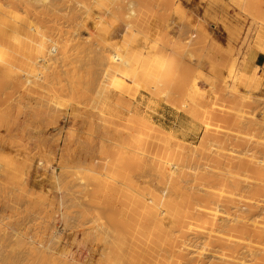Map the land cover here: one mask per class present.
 <instances>
[{
	"label": "rangeland",
	"instance_id": "obj_1",
	"mask_svg": "<svg viewBox=\"0 0 264 264\" xmlns=\"http://www.w3.org/2000/svg\"><path fill=\"white\" fill-rule=\"evenodd\" d=\"M27 1L0 0V264H264L261 216L228 234L264 209V0Z\"/></svg>",
	"mask_w": 264,
	"mask_h": 264
},
{
	"label": "bare ground",
	"instance_id": "obj_2",
	"mask_svg": "<svg viewBox=\"0 0 264 264\" xmlns=\"http://www.w3.org/2000/svg\"><path fill=\"white\" fill-rule=\"evenodd\" d=\"M30 1H31V0H29V1H27V2H30ZM32 2H33V1H32ZM32 2H31V3H32ZM34 2H35V1H34ZM34 2H33V4L36 3V2H35V3H34ZM41 2L43 3L44 1H43V0H42V1L39 0V1L37 2V4H38V3H41ZM16 4H17V3H16ZM21 4H22V3H21ZM29 4H30V3H29ZM29 4H28V6H29ZM132 4H133V3H129V4H128L129 6H128L127 9H130L131 6H132ZM14 5H15V4H14ZM35 5H36V4H35ZM133 5H134V4H133ZM30 6H31V4H30ZM30 6H29V7H30ZM10 7H12V6H10ZM32 7H34V5H32ZM132 7H133V6H132ZM14 8H15V7H14ZM12 10H13V9H12ZM16 10H17V9H16ZM41 15H42V14H41ZM126 15H127V14H126ZM33 16H34V14H33ZM42 16H43V15H42ZM27 17H28V16H27ZM33 19H34V18H33ZM36 22H37V21H36ZM29 36H30V35H29ZM26 38H27V37H26ZM10 39H11V38H10ZM22 43H23L22 45H24V46H21V43H19L18 46L16 47L18 50H20L19 47H24V48H22V50L25 49V46L28 47V48L30 47V46H29L30 43H28V42H27V44H25L26 42H22ZM32 44H34V43H32ZM5 46H6V45H5ZM52 46H54V45H52ZM37 47H38V46H37ZM8 48H9V47H8ZM50 48H51V47H50ZM55 48H56V47H54L53 49H55ZM25 50L28 51L29 49H25ZM34 50H36V49H34ZM41 50H43V49L41 48ZM0 51L4 52L3 50H0ZM51 51H52V50H51ZM2 52H0V53H2ZM17 52H18V51H17ZM20 52H21V51H20ZM22 52L25 53V51H22ZM28 52H30V51H28ZM55 52H56V51H55ZM26 53H27V52H26ZM17 54H18V53H17ZM28 54H29V53H28ZM18 55H19V57H20V54H18ZM26 55H27V54H26ZM38 55H39V54H38ZM23 56H24V54H23ZM28 56H29V55H28ZM33 56H34V55H33ZM33 56H32V57H33ZM0 57H1V56H0ZM16 57H18V56H16ZM19 57H18V59H19ZM21 57H22V56H21ZM22 58H24V57H22ZM22 58H21V59H22ZM25 58H26V57H25ZM27 59H29V58H27ZM27 59H26V60H27ZM33 59H34V57H33L32 59L28 60V61H33ZM22 60H23V59H22ZM22 60H20V61L18 60V61L21 62ZM3 61H4V60H3ZM1 62H2V61H1ZM22 63H23V62H22ZM22 63H21V64H22ZM29 63H30V62H29ZM29 63H27V66H29V68L31 69V67H32L33 65H32V66L29 65ZM6 64H7V63H6ZM13 64H14V63H13ZM18 64H19V63H18ZM24 64H25V63H24ZM35 64H36V63H35ZM2 65H3V64H2ZM4 65H5V64H4ZM4 65H3V68H4V69L2 68V69L0 70V73H1L2 77H3L4 75H6V76H5L6 79H7V80H10V78L13 77L11 74L14 75V73L12 72L13 70L10 69V67H8L7 65H6V67H5ZM8 65H10V64H8ZM10 66H12V65H10ZM23 66L25 67V65H23ZM12 67H16V68H17V66H15V65L12 66ZM19 67H20V64H19L18 68H19ZM34 67H35V66H34ZM73 69H74V68H73ZM19 70H20V69H19ZM35 70H37V67H35ZM39 70H40V69H39ZM39 70H38V71H39ZM23 71H24V70H23ZM32 71H34V68H33ZM27 72H29V70H28ZM75 72H77V71H75ZM15 73H16V72H15ZM24 73H25V72H24ZM30 73H31V70H30ZM69 73H70V72H69ZM77 73H79V72H77ZM3 74H4V75H3ZM41 74H42V72H41ZM71 74H72V73H71ZM69 75H70V74H69ZM73 75H74V74H73ZM75 75H76V73H75ZM78 75H80V74H77L76 76H78ZM82 75H83V74H82ZM80 77H81V79H82V76H80ZM84 77H85V76H84ZM73 78H75V77L73 76ZM11 79H12V78H11ZM79 79H80V78H79ZM81 79H80V80H81ZM85 79H86V78H85ZM159 79H160V78H159ZM13 80H14V83H15V84H17L18 86L20 85V79H19L18 77H17V78H16V77L13 78ZM80 80H79V81H80ZM44 81H45V80H44ZM71 81H72V79H71ZM79 81H78V82H79ZM38 82H39V81H38ZM21 83H22V82H21ZM31 83H32V82L30 81V90H31L33 84H35V83H33V84L31 85ZM81 83H82V82H81ZM23 84H24V83H23ZM39 84H40V83H39ZM79 84H80V83H79ZM73 85H74V84H73ZM152 85H154V84H152ZM39 86H40V85H39ZM148 86H149V84H148ZM33 87H35V86H33ZM22 88H23V87H22ZM37 88H38V84H37ZM72 88H73V87H72ZM76 88H77V87H76ZM149 88H150V87H149ZM5 89H6V87H5ZM73 89H74V88H73ZM147 89H148V88H147ZM32 90L34 91V88H33ZM154 91H155V90H154ZM42 95H43V94H42ZM81 95H82V94H81ZM32 99H33V98H32ZM70 100H71V99H70ZM35 101H36V100H35ZM29 104H30V103H29ZM25 106H26V105H25ZM27 109H29V108H27ZM2 112H3V111H2ZM5 112H6V111H5ZM2 114H3V113H2ZM6 116H7V115H6ZM2 117H3V116H2ZM2 117H1V118H2ZM2 119H3V118H2ZM1 123H3V121H2ZM16 124H17V123H16ZM24 124H25V123H24ZM35 124H36V123H35ZM103 124H104V123H103ZM239 125H240V124H239ZM241 125H242V124H241ZM242 126H243V125H242ZM248 126H249V125H248ZM258 126H259V124H258ZM6 128H7V127H6ZM91 128H92V127H91ZM253 128H254V127H253ZM7 129H8V128H7ZM248 129H249V128H248ZM262 129L264 130V127H263ZM254 130H255V129H254ZM261 133H262V132H261ZM94 134H95V133H94ZM103 134H104V133H103ZM117 135H118V134H117ZM22 136H23V135H22ZM6 137H7V136H6ZM128 137H129V136H128ZM103 138H105V136H104ZM131 139H132V138H131ZM17 140H18V139H17ZM126 140H127V139H126ZM77 141H78V140H77ZM132 141H133V140H132ZM20 142H21V141H20ZM159 142H160V141H159ZM78 143H79V142H78ZM83 143H84V142H83ZM17 144H18V143H17ZM79 144H80V143H79ZM123 144H124V143H123ZM70 145H71V144H70ZM107 145H108V144H107ZM131 145H132V144H131ZM78 146H79V145H78ZM82 146H83V145H82ZM93 146H94V145H93ZM86 147H87V146H86ZM108 147H109V146H108ZM102 148H104V147H102ZM142 148H143V147H142ZM147 148H148V147H147ZM75 149H76V147H75ZM84 149H85V148H84ZM84 149H83V150H84ZM107 149H108V148H107ZM145 149H146V148H145ZM92 150H93V149H92ZM103 150H105V148H104ZM101 151H102V150H101ZM141 151H142V150H141ZM141 151H140V152H141ZM146 151H148V150H146ZM146 151H145V152H146ZM257 151H259V152L264 156V145L258 146V147H257ZM103 152H104V151H103ZM103 152H102V153H103ZM140 152H139V153H140ZM143 152H144V150H143ZM69 153H70V152H69ZM74 153H75V152H74ZM85 153H86V152H85ZM88 153H89V152H88ZM110 153H111V152H110ZM146 153H148V152H146ZM161 153H162V152H161ZM73 155H74V154H73ZM103 155H104V154H103ZM34 156H35V155H34ZM263 156H262V157H263ZM66 157H67V156H66ZM73 157H74V156H73ZM125 157H126V156H125ZM137 157H139V154H137ZM142 157H143V156H142ZM142 157L140 156L139 158H142ZM158 157H159V156H158ZM89 159H90V158H89ZM6 160H7V159H6ZM47 160H48V159H47ZM139 160H141V159H139ZM149 160H150V159H149ZM262 160H264V158H263ZM262 160H261V161H262ZM13 161H14V160H13ZM164 161H165V160H164ZM259 161H260V160H259ZM7 162H8V161H7ZM7 162H6V163H7ZM40 162H41V161H40ZM133 162H136V160L134 159ZM257 162H258V161H257ZM41 163H42V162H41ZM108 163H109V162H108ZM127 163H128V162H127ZM260 163H261V162H260ZM260 163H259L258 165H256V164L254 165V164H249V162H247L246 164L252 166V168L254 169L255 173L258 175V178H259V176L262 177V178H264V166H262V164H260ZM9 164H10V163H9ZM241 164H244V163H239L238 165L242 166ZM6 165H7V164H6ZM10 165H11V164H10ZM12 165H13V163H12ZM19 165H20V164H19ZM76 165H77V164H76ZM108 165H110V164H108ZM114 165H115V164H114ZM137 165H138V163H137ZM238 165H237V166H238ZM32 166H33V165H32ZM77 166H78V165H77ZM110 166H111V165H110ZM121 166H122V165H121ZM15 167H16V166H15ZM20 167H23V166H20ZM111 167H112V166H111ZM114 167L116 168V165H115ZM123 167H124V166H123ZM33 168H34V167H32V169H33ZM52 168H53V167H52ZM70 168H71V167H70ZM103 168H104V167H103ZM240 168H241V167H239V169H240ZM77 169H78V168H77ZM111 169H112V168H111ZM125 169H126V168H125ZM127 169H128V168H127ZM138 169H140V168H138ZM239 169H238V170H239ZM241 169H242V168H241ZM245 169H246V168H245ZM7 170H8V169H7ZM23 170H24V168H23ZM85 170H86V169H85ZM116 170H118V169H116ZM116 170L113 169L114 172H115ZM13 171H14V170H13ZM67 171H68V170H67ZM75 171H76V170H75ZM100 171H101V170H100ZM105 171H106V168H105ZM126 171H128V170H126ZM133 171H134V170H133ZM133 171H132V172H133ZM141 171H142V170H141ZM45 172H46V171H45ZM117 172H118V171H117ZM132 172H131V173H132ZM18 173H19V172H18ZM53 173H54V172H53ZM75 173H76V172H75ZM111 173H112V172H111ZM126 173H127V172L124 171V173H123V174H125V175H124V178H125V177H126V178L128 177V176H126V175H127ZM252 173H253V172H252ZM128 174L131 175L130 173H128ZM132 174H133V173H132ZM256 174H255V176H256ZM116 175H117V174H116ZM134 175H135V174H134ZM108 176H109V175H108ZM83 177H84V176H83ZM104 177H105V176H104ZM256 177H257V176H256ZM166 178H167V177H166ZM262 178H261L260 180H262ZM13 179H14V178H13ZM114 179H115V178H114ZM116 179H117V178H116ZM128 179H129V177H128ZM130 180H131V179H130ZM258 180H259V179H258ZM12 181H13V180H12ZM224 181H225V180H224ZM106 182H107V181H106ZM123 182H124V181H123ZM126 182H127V179H126ZM173 182H174V181H173ZM15 183H17V182H15ZM95 183H96V182H95ZM124 183H125V182H124ZM169 183H171V182H169ZM175 183H176V182H175ZM17 184H18V183H17ZM88 184H89V183H88ZM102 184H103V183H102ZM104 184H105V183H104ZM176 184H177V183H176ZM222 184H223V183H222ZM236 184H238V183H236ZM236 184H235V186H237ZM11 185H12V184H11ZM90 185H91V184H90ZM90 185H89V186H90ZM114 185H116V183H115ZM129 185H130V184H129ZM132 185H133V184H132ZM170 185H171V184H170ZM220 185H221V184H220ZM238 185H239V184H238ZM87 186H88V185H87ZM100 186H102V185H100ZM123 186H124V185H123ZM126 186H127V185H126ZM173 186H174V184H173ZM175 186H176V185H175ZM175 186H174V187H175ZM231 186H232V185H231ZM90 187H92V185H91ZM117 187H120V185H118ZM128 187H129V186H128ZM134 187H135V186H134ZM136 187H137V186H136ZM136 187H135V188H136ZM233 187H234V186H233ZM4 188H5V187H4ZM120 188H121V187H120ZM130 188H131V187H130ZM170 188H171V187H170ZM175 188H179V186L177 185V187H175ZM236 188H237V187H236ZM1 189H2V188H1ZM9 189H10V188H9ZM9 189H8V190H9ZM118 189H119V188H118ZM128 189H129V188H128ZM128 189H127V190H128ZM141 189H142V188H141ZM172 189H174V188H172ZM3 190H4V189H3ZM96 190H97V189H96ZM110 190H111V188H110ZM134 190H135V189H134ZM134 190H133V191H134ZM174 190H178V189H174ZM174 190H173V191H174ZM232 190H233V189H232ZM0 191H1V190H0ZM94 191H95V190H94ZM105 191H106V190H105ZM111 192H112V191H111ZM111 192H110V193H111ZM176 192H177V191H176ZM176 192H174V194H175ZM94 193H95V192H94ZM126 193H127V192H126ZM132 193H133V192H132ZM141 193H142V192H141ZM143 193H144V192H143ZM95 194H96V193H95ZM106 194H107V193H106ZM127 194H129V193H127ZM177 194H178V192H177ZM37 195H38V194H37ZM156 195H157V194H156ZM13 196H14V194H13ZM111 196H112V195H111ZM111 196H110V197H111ZM120 196H121V195H120ZM131 196L135 197L134 194L131 195ZM141 196H142V195L140 194V196L138 197V198H140V199H138L139 202H141V201H140V200L142 199ZM163 196H164V195H163ZM175 196H177V195H175ZM188 196H189V195H188ZM15 197H16V196H15ZM110 197H109V198H110ZM157 197H158V196H157ZM157 197H156V198H157ZM184 197H187L186 194H185ZM36 198H37V197H36ZM115 198H116V197H115ZM131 198H132V197H131ZM168 198H169V197H168ZM175 198H176V197H175ZM177 198L180 200L181 197H180V198L177 197ZM112 199H113V198H112ZM182 199H184V201L186 200V198H182ZM187 199H188V198H187ZM115 200H116V199H115ZM153 200H154V199H153ZM155 201H156V200H155ZM157 201H158V200H157ZM172 201H174L173 198H172ZM172 201H171V202H172ZM222 201H223V200H222ZM36 202H37V201H36ZM176 202H179V201H178V200L174 201V205H176V207H177V204H175ZM228 202H229V201H228ZM141 203H143V202H141ZM180 203H181V202H180ZM190 203H191V202H190ZM190 203H189V205H190ZM171 204H173V203H171ZM231 204H232V203H231ZM155 205H157V204H155ZM180 205H181V204H180ZM180 205H179L178 207H181ZM109 206H110V205H109ZM164 206H165V205H164ZM187 206H188V205H187ZM191 206H192V205H191ZM191 206H190V207H191ZM149 207H150V206H149ZM152 207H153V205L150 207L151 209H149V210L155 209L154 207H153V208H152ZM155 207H156V206H155ZM182 207L184 208V206H182ZM123 208H124V207H123ZM251 208H252V207H251ZM179 209H181V208H179ZM249 209H250V208H249ZM249 209H247V210H246V209H245V210H244V209H239V210H240V214L237 215V218H238L239 220H238V219H231V220H230V221L233 222V224H234V222H235V225H233V226H231V227L229 228V230H228V234H229V235H231V233H233V234L239 233L240 236H244L245 238H246V237H249L250 234H251V232H252L253 230H255V228L253 227V229L251 230V227H250L248 224H246V223L244 222V220H246V219L249 220L250 218H254V217L261 216V217H262V224H264V213L261 212V211L264 212V209H263L262 207H258V206H257V207H253V209H252V210H254V209L256 210V209H257V212H256L255 210H254V211H251V210H249ZM50 210H51V209H50ZM239 210H238V211H239ZM154 211H155L156 213H158V212H157L158 209H155ZM169 211H172V213L174 214V212H173V210H171V208L168 209V212H169ZM181 211H182V210H181ZM183 211H184V212L187 211V212H185V213L188 214V210H184V209H183ZM110 212H111V209H110ZM150 212H153V211H150ZM155 212H153V213H155ZM168 212L163 213V211H161V213H162L164 216L166 215V216L169 217V214H171V212H169V213H168ZM193 212H194V211H193ZM166 213H167L168 215H167ZM112 214H113V213H112ZM116 214H117V216H118L119 212L116 213ZM147 214H149V213H147ZM162 214H161V215H162ZM183 214H184V213H183ZM183 214H182V215L180 214V215L183 216V218H185L184 216H186V214H184V215H183ZM113 215H115V214H113ZM140 215H141V214H140ZM163 215H162V217H163ZM178 215H179V214H177V217H178ZM100 216H101V215H100ZM111 216H112V215H111ZM125 216H126V215H125ZM141 216H144V215H141ZM170 216H171V215H170ZM173 216H175V215H173ZM181 216H179V217H181ZM120 217H121V216H120ZM126 217H127V216H126ZM139 217H140V216H139ZM162 217H161V218H162ZM177 217L175 216L174 218H177ZM179 217H178V218H179ZM108 218H109V217H108ZM116 218L118 219V217H115L114 219H116ZM143 218H144V217H143ZM146 218H148V217H146ZM169 218H172V217H169ZM174 218H173V219H174ZM181 218H182V217H181ZM111 219H112V217H110V218L108 219V222H109V223H110V220H111ZM114 219H112V220H114ZM126 219H127V218H126ZM141 219H142V218H141ZM101 220H102V219H101ZM103 220H104V219H103ZM144 220H145V219H142L143 223L145 222ZM99 221H100V220H99ZM117 221H119V220H117ZM161 221H162V220H161ZM171 221H172V220H171ZM182 221H183V219H182ZM111 222H113L114 224H116L115 220H114V221H111ZM105 223H106V222H105ZM109 223H108V224H109ZM113 223H112V225H113ZM140 223H141V224H140ZM140 223L138 224V225H140V226H138V227L140 228V230H141L142 227H146L145 225H147V224L143 225L142 222H140ZM110 224H111V223H110ZM112 225H111V226L109 225L110 228L112 227ZM121 225H122V224H121ZM141 225H143V226H141ZM204 225H205V223L203 224L202 228H203V227L205 228ZM113 226H114V225H113ZM211 226H212V225H211ZM114 227H115V226H114ZM104 228H105V227H104ZM139 228H136V227H135V229H136L135 231L137 232V231L139 230ZM116 229H117V228H116ZM127 229H128V228H127ZM137 229H138V230H137ZM146 229H147V231L149 230L148 227H146L145 230H146ZM128 230H129V229H128ZM145 230H144V228H142L141 233H142V232H143V233H146ZM113 232H114V231H113ZM117 232H118V231H117ZM253 232H255V234H256V236H257L256 239L260 238L259 240H262V239L264 238V231H263V230H260V229H259V230H257V231H253ZM123 233L125 234V232H123ZM147 233H148V232H147ZM117 234H119V233H117ZM132 234H134V233H132ZM139 234H140V233H139ZM233 234H232V235H233ZM115 235H116V233L114 234V236H115ZM236 235H237V234H236ZM116 236H117V235H116ZM116 236H115V238H116ZM120 236H121V235H120ZM123 236H125V235H123ZM123 236H122V237H123ZM126 236H127V235H126ZM142 236H143V235H142ZM208 236H209V235H208ZM208 236H207V237H208ZM131 237H132V236H131ZM135 237H137V236L134 235V238H135ZM118 238H119V235H118ZM118 238H117V239H118ZM129 238H130V236H129ZM129 238H128V239H129ZM249 238H250V237H249ZM117 239L115 240L116 243H117V241H119V240H117ZM121 239H122V238H121ZM125 239H126V238H125ZM137 239H138V238H135V241H137ZM139 239H140V238H139ZM139 239H138V240H139ZM122 240H123V239H122ZM210 240H211V239H210ZM210 240H209V242H210ZM100 242H101V241H100ZM113 242H114V241H113ZM214 242H215V243H216V242L220 243L219 240L214 241ZM111 243H112V242H111ZM122 243H124V242H122ZM122 243H121V244H122ZM133 243H134V242H133ZM138 243L141 244V242H139V241H138ZM155 243H157V242H155ZM103 244H105V243H103ZM114 244H115V243H114ZM117 244H119V243H117ZM127 244H129V243H127ZM111 245H112V246H111ZM130 245L133 246V244H130ZM130 245H129V246H130ZM149 245H150V244H149ZM116 246H117V245H116ZM123 246H124V245H123ZM125 246H126V245H125ZM137 246H138V245H137ZM147 246H148V245H147ZM111 247H112L113 249L116 248V247H115V248L113 247V244H110V248H111ZM127 247H128V245H127ZM112 248H111V249H112ZM130 248H132V247H130ZM143 248H146V247H143ZM113 249H112V250H113ZM127 249H128V248H126V250H125V248H124L125 251H127ZM135 249H137V248L135 247ZM138 249H141V248L139 247ZM146 249H147V248H146ZM151 249L153 250L154 248H151ZM147 250H148V249H147ZM154 250H155V249H154ZM129 251H133V250L129 249ZM129 251H127L128 254H129ZM135 251H136V250H135ZM135 251L133 252L134 255H132V256H133L132 259H136V258H137L136 256H139V258H141L142 256H140V255H143V253L141 254V253L139 252L140 255H136V254H138V252L136 253ZM114 252H115V251H114ZM114 252H113V255H114ZM116 252H117V250H116ZM141 252H142V251H141ZM146 252H147V251H145V253H146ZM152 252H153V251H152ZM135 253H136V254H135ZM110 254H111V252H110ZM123 254H124V251H123ZM101 255H102V254H101ZM108 255H109V254H108ZM129 255L131 256V254H129ZM156 255H157V254H156ZM109 256H112V255H109ZM125 256H126V255H125ZM130 256H129V257H130ZM147 256H148V254H147ZM200 256H202V255L199 253V256H196V257H200ZM252 256L255 258V254H252ZM112 257H113V256H112ZM126 257H127V256H126ZM126 257H124V258H126ZM129 257H127V258H129ZM134 257H136V258H134ZM154 257H155V256H154ZM154 257H153V259H155ZM146 258H147V257H146ZM159 258H160V257H159ZM105 259H106V258H105ZM108 259H109V258H108ZM110 259H111V257H110ZM120 259H121V258H120ZM122 259H123V258H122ZM123 260H124V259H123ZM136 260H139V259H136ZM136 260H132V261L134 262V261H136ZM177 260H178V259H177ZM221 260H222V258H221V256H220V260H219V262H220ZM113 261H114V258H113ZM113 261H111V262H113ZM115 261L117 262L118 260L115 259ZM153 261H154V260H153ZM153 261H152V262H153ZM173 261H174V260H173ZM199 261H200V260H198V262H199ZM261 261H262V262L264 261V254H263V258H262ZM108 262H109V261H108ZM120 262H121V261H120ZM137 262H138V261H137ZM137 262H135V263H137ZM202 262H203V261H202ZM105 263H107V262H105ZM109 263H110V262H109ZM118 263H119V262H118ZM130 263H131V262H130ZM142 263H143V262H142ZM146 263H147V262H146ZM175 263H176V262H175ZM116 264H117V263H116ZM119 264H120V263H119ZM132 264H134V263H132ZM137 264H138V263H137ZM148 264H151V262L148 263ZM153 264H154V263H153ZM177 264H179V262H178ZM197 264H198V263H197ZM204 264H205V263H204ZM211 264H212V263H211ZM214 264H241V263L225 262L224 259H223V262H222V261H221V263H218V262L216 263V262H215Z\"/></svg>",
	"mask_w": 264,
	"mask_h": 264
},
{
	"label": "crops",
	"instance_id": "obj_3",
	"mask_svg": "<svg viewBox=\"0 0 264 264\" xmlns=\"http://www.w3.org/2000/svg\"><path fill=\"white\" fill-rule=\"evenodd\" d=\"M256 57H258V55H256ZM169 113H172V111H162V114L159 117V119L160 118H162V119L160 120L159 123L162 125V127L170 128L171 129L172 128V125H173V122L168 119Z\"/></svg>",
	"mask_w": 264,
	"mask_h": 264
}]
</instances>
